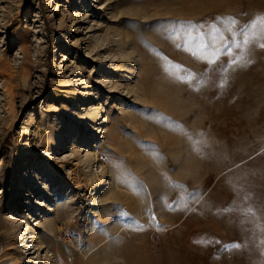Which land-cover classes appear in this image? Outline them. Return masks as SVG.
<instances>
[{
	"label": "rangeland",
	"instance_id": "rangeland-1",
	"mask_svg": "<svg viewBox=\"0 0 264 264\" xmlns=\"http://www.w3.org/2000/svg\"><path fill=\"white\" fill-rule=\"evenodd\" d=\"M258 14L0 0V264H264V39L239 35Z\"/></svg>",
	"mask_w": 264,
	"mask_h": 264
},
{
	"label": "built area",
	"instance_id": "built-area-1",
	"mask_svg": "<svg viewBox=\"0 0 264 264\" xmlns=\"http://www.w3.org/2000/svg\"><path fill=\"white\" fill-rule=\"evenodd\" d=\"M98 194V187L85 188L80 194L79 198H76L74 203V212L72 214V222L76 225L88 222L93 216V210L96 206V197Z\"/></svg>",
	"mask_w": 264,
	"mask_h": 264
},
{
	"label": "snow or ice",
	"instance_id": "snow-or-ice-1",
	"mask_svg": "<svg viewBox=\"0 0 264 264\" xmlns=\"http://www.w3.org/2000/svg\"><path fill=\"white\" fill-rule=\"evenodd\" d=\"M231 23L234 25L236 21L233 19ZM237 33H233V43L236 42V36ZM239 35H243L244 39L241 42L243 45H248L250 44L253 39L255 38H261L264 39V14H258L251 22H249L248 25H245ZM239 46V44L237 45ZM203 47V45H201ZM260 47H264V43L260 44ZM229 51L231 49L229 48ZM239 59V57H237ZM236 61H233L235 63ZM248 212H251V209L247 210ZM225 247H240L238 244H226Z\"/></svg>",
	"mask_w": 264,
	"mask_h": 264
},
{
	"label": "crops",
	"instance_id": "crops-1",
	"mask_svg": "<svg viewBox=\"0 0 264 264\" xmlns=\"http://www.w3.org/2000/svg\"><path fill=\"white\" fill-rule=\"evenodd\" d=\"M179 219V217L176 219V221Z\"/></svg>",
	"mask_w": 264,
	"mask_h": 264
}]
</instances>
